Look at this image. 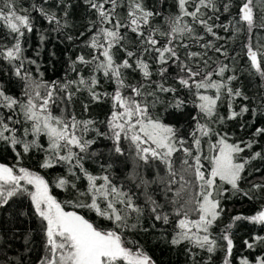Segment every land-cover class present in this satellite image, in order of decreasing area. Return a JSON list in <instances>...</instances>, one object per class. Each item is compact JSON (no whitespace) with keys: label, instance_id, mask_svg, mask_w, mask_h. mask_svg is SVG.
<instances>
[{"label":"snow or ice","instance_id":"snow-or-ice-1","mask_svg":"<svg viewBox=\"0 0 264 264\" xmlns=\"http://www.w3.org/2000/svg\"><path fill=\"white\" fill-rule=\"evenodd\" d=\"M82 2L89 19L74 38L71 0L30 8L0 0L8 37L0 41V61L21 89L14 95L0 84V148L15 160L0 162V209L30 202L44 238L37 264H157L137 237L158 224L165 243L183 247L186 264H264V234L244 239L246 252L237 256L233 231L244 221L264 228V180L251 182L248 171L252 162L264 163V126H255L264 114V41L254 40L264 30L255 11L264 0H173L168 12L146 0ZM33 12L79 42L63 76L46 78L26 55ZM242 33L237 53L231 42ZM240 68L259 78L254 96L245 92ZM102 103L109 111L97 121L91 108ZM161 109L186 112L185 127L168 122ZM250 112L254 131L233 139L228 122ZM101 137L111 141V154L132 159L125 181L112 174L111 162H100L98 174L87 166L100 159L93 146ZM25 158L34 164L25 166ZM234 197L256 207L225 223V201Z\"/></svg>","mask_w":264,"mask_h":264},{"label":"trees","instance_id":"trees-1","mask_svg":"<svg viewBox=\"0 0 264 264\" xmlns=\"http://www.w3.org/2000/svg\"><path fill=\"white\" fill-rule=\"evenodd\" d=\"M24 7L30 8L33 3H40V0H20ZM60 0H49V4L59 3ZM73 7L70 9L72 15L70 22L75 25L71 29L70 34L75 38L80 31L84 30V26L87 24L89 16L83 5L82 0H71ZM149 7H155L162 9L165 12L172 11L170 7L173 0H146ZM239 0H236L238 5ZM234 13L238 11V7H233ZM257 14V22L259 23V17L264 16V5H259L255 8ZM33 19L35 22L36 30L26 37V43L24 47L26 49V55L30 58L37 59L41 65V70L45 72V77L48 79H54L58 76H63L67 69V61L69 57H75L79 52V42L72 44L65 39V34H58L51 30L48 23L37 12H33ZM67 33V30H66ZM45 35L46 39L41 43L40 36ZM246 39V33H242L240 38L234 42H231V46L236 48L237 53L240 52L241 42ZM254 40L264 41V30L257 29ZM0 41L8 42L6 31L0 29ZM39 50V56L36 55ZM55 53V55H52ZM34 68V66H33ZM241 79L243 81V88L245 92L251 97L258 91L259 78H248L243 68H240ZM11 67L3 61H0V84H2L11 94L18 95L20 93V84L12 76ZM108 90H111V86H108ZM77 114L82 113V107L80 102L75 105ZM109 111V105L107 103L96 104L91 108V115L97 121H103ZM191 111L189 107L186 112ZM186 112H169L165 113L161 109V113L164 115L168 122L174 123L178 128L183 129L187 123L189 117L186 116ZM226 114V110H225ZM245 122L250 126L248 128L241 129V123ZM253 117L252 113L245 114L244 117L228 122L227 128L233 135V139L250 137L251 132L254 131L252 127ZM255 126H264V114H257L255 117ZM101 130L104 129V125L100 124ZM261 146H264V138L260 141ZM111 141L104 138H97L96 144L93 146V150L100 154L98 162L89 161L87 166L94 173H99V163L113 164L112 174L117 178L118 182L125 181L126 177L133 171V161L131 158L117 157L111 154ZM256 150H259L257 148ZM0 162L12 164L15 162L14 154L11 151H4L0 148ZM25 166H32L34 160L25 158L23 161ZM253 166L248 169L252 173L250 176L251 182H260L264 180V163L254 161ZM254 167L261 169L260 172L253 171ZM61 172L60 168L55 169L49 173V176L58 175ZM131 186V181H129ZM244 188H248L249 184L243 185ZM59 191V190H57ZM139 191V190H137ZM63 198V194H61ZM224 206L227 212L224 216V221L227 223L231 215L244 214L249 215L252 213L256 205L243 197H234L231 200L225 201ZM24 212L26 215H21ZM30 202L26 199H19L10 204L4 209H0V264H37L38 257L43 255L44 238L39 231L38 221L30 215ZM146 226L150 227V222L145 221ZM164 231V227L157 225L155 229L150 228L149 234H144L141 237L142 243H145L146 248L153 258L157 261V264H186V258L184 255L183 247L173 248L165 243L164 237L161 233ZM234 242L236 244V255L246 252L243 248V241L247 239L253 232H260L264 234V228L251 225L244 222H238L236 228H234ZM170 238V236H169ZM219 264V258L217 260Z\"/></svg>","mask_w":264,"mask_h":264}]
</instances>
